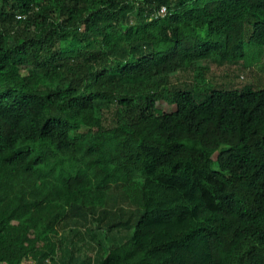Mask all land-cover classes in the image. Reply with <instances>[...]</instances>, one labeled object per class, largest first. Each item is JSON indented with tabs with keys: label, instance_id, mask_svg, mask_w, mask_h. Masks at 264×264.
<instances>
[{
	"label": "trees",
	"instance_id": "trees-1",
	"mask_svg": "<svg viewBox=\"0 0 264 264\" xmlns=\"http://www.w3.org/2000/svg\"><path fill=\"white\" fill-rule=\"evenodd\" d=\"M262 60L264 0H0V264H264Z\"/></svg>",
	"mask_w": 264,
	"mask_h": 264
},
{
	"label": "rangeland",
	"instance_id": "rangeland-1",
	"mask_svg": "<svg viewBox=\"0 0 264 264\" xmlns=\"http://www.w3.org/2000/svg\"><path fill=\"white\" fill-rule=\"evenodd\" d=\"M235 69H237V67H231L228 70V68L221 69L217 66H214L213 71H214V75L222 77V76H225L228 72L230 73L232 70H235ZM254 70L255 72H257V77L261 76L262 80L264 81V60L258 63L254 67ZM242 75L240 77L241 80H238V83H241V82L243 83L244 81L249 80L252 77V74L250 72H242ZM190 79H192V73L189 71H182L173 79V81L175 83H179V82H184V81H190ZM250 81L252 80L250 79L248 82ZM229 85H234L236 87L241 86V84L235 85V83L231 79L224 85V87L229 86ZM159 106L161 108H164L167 111H171L173 109V106L170 104H167L165 101H159ZM46 263L51 264L50 261H46Z\"/></svg>",
	"mask_w": 264,
	"mask_h": 264
},
{
	"label": "built area",
	"instance_id": "built-area-1",
	"mask_svg": "<svg viewBox=\"0 0 264 264\" xmlns=\"http://www.w3.org/2000/svg\"><path fill=\"white\" fill-rule=\"evenodd\" d=\"M28 264H34V263L31 261V262H29Z\"/></svg>",
	"mask_w": 264,
	"mask_h": 264
},
{
	"label": "clouds",
	"instance_id": "clouds-1",
	"mask_svg": "<svg viewBox=\"0 0 264 264\" xmlns=\"http://www.w3.org/2000/svg\"><path fill=\"white\" fill-rule=\"evenodd\" d=\"M165 8V7H164Z\"/></svg>",
	"mask_w": 264,
	"mask_h": 264
}]
</instances>
